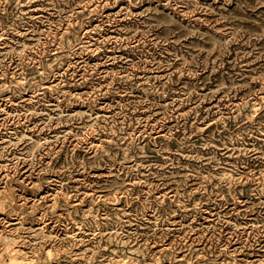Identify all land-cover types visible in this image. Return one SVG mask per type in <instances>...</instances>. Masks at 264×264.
<instances>
[{
    "label": "rangeland",
    "instance_id": "374dc122",
    "mask_svg": "<svg viewBox=\"0 0 264 264\" xmlns=\"http://www.w3.org/2000/svg\"><path fill=\"white\" fill-rule=\"evenodd\" d=\"M0 264H264V0H0Z\"/></svg>",
    "mask_w": 264,
    "mask_h": 264
}]
</instances>
